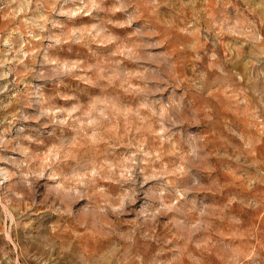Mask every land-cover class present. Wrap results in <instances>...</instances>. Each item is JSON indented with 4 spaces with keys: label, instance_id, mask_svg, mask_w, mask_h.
<instances>
[{
    "label": "rangeland",
    "instance_id": "1",
    "mask_svg": "<svg viewBox=\"0 0 264 264\" xmlns=\"http://www.w3.org/2000/svg\"><path fill=\"white\" fill-rule=\"evenodd\" d=\"M0 264H264V0H0Z\"/></svg>",
    "mask_w": 264,
    "mask_h": 264
}]
</instances>
